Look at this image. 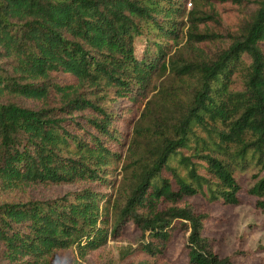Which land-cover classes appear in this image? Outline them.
Masks as SVG:
<instances>
[{
	"label": "trees",
	"instance_id": "1",
	"mask_svg": "<svg viewBox=\"0 0 264 264\" xmlns=\"http://www.w3.org/2000/svg\"><path fill=\"white\" fill-rule=\"evenodd\" d=\"M193 1L0 0V185L79 186L0 202V264L86 258L129 221L136 264H158L178 229L191 264H235L187 198L238 205L236 173L254 170L264 212V0Z\"/></svg>",
	"mask_w": 264,
	"mask_h": 264
},
{
	"label": "rangeland",
	"instance_id": "2",
	"mask_svg": "<svg viewBox=\"0 0 264 264\" xmlns=\"http://www.w3.org/2000/svg\"><path fill=\"white\" fill-rule=\"evenodd\" d=\"M261 0H247L249 9H256ZM195 7V2L188 3V9ZM233 7V6H232ZM230 8L231 11L226 16L236 19V8ZM227 22V20H225ZM143 41H137V47ZM187 37L183 32L178 42H173V50L186 46ZM213 50V48H211ZM185 55L190 56L193 53L189 48L184 49ZM244 59L250 62L249 56ZM169 75L156 79L154 84L159 87L161 81L168 79ZM237 84H241V79L236 77ZM186 87V86H185ZM179 88L183 91V98L188 101L192 99L191 89ZM160 88V87H159ZM158 88V89H159ZM177 91V89H175ZM125 105L127 102H120ZM114 103H111L113 105ZM132 132V127L128 128ZM126 151L121 153L123 159ZM122 161L116 164L120 170ZM255 171L237 172L236 176L242 185L240 193L241 203L238 205H224L221 202H208L201 195L187 198L193 202L200 211L208 213L209 219L205 223L204 234L215 240L216 250L221 256H233L235 264H264V212L255 205L256 198L249 195L247 189L253 183L252 175ZM122 174H115L114 179H118L120 184ZM76 184L62 185H25L16 187L12 190H4L0 185V202L5 200L29 199H49L64 195L65 193L78 189ZM109 192L113 193L112 190ZM187 234L178 229L174 231L172 241L167 246L163 255L159 256L158 264H191L188 261V251L186 248ZM142 233L139 227L129 221L122 229L121 235L110 240L108 244L98 251H94L83 258L79 255L76 248L59 250L51 257V264H136L137 260H143L147 257L146 253L136 250L128 258H123L122 251L133 250L141 244ZM1 251V246H0Z\"/></svg>",
	"mask_w": 264,
	"mask_h": 264
}]
</instances>
